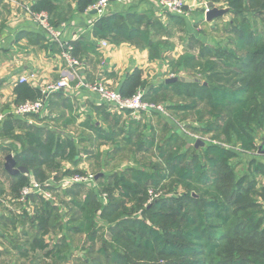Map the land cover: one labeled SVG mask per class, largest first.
<instances>
[{"label": "trees", "instance_id": "16d2710c", "mask_svg": "<svg viewBox=\"0 0 264 264\" xmlns=\"http://www.w3.org/2000/svg\"><path fill=\"white\" fill-rule=\"evenodd\" d=\"M55 1L59 0H37L31 10L52 14L58 9ZM96 1L77 0L76 5L84 12ZM206 1L224 4L231 13L254 12L264 18V0ZM153 18L139 13H105L93 29L101 39L116 45L129 42L148 48L152 60L165 59L162 45L153 39L148 25L153 23L150 22ZM235 21L238 24L232 29L236 37L230 43L231 47L205 46L199 55L184 53L173 63L175 69L195 63L203 84L164 80L157 86H150L149 81L143 79L142 71L136 69L126 79L122 90H118L123 96L144 90L146 99L160 102L162 93L177 88L190 101L170 104L168 108L175 113L195 112L198 121L204 123L203 132L211 134L202 158H190L181 147L171 146L178 138L177 133L173 135L172 143L158 146L154 139L145 137L137 119H131L127 126L122 115H115L106 119L107 128L96 124L92 127L99 139L115 145H120L119 137L122 136L128 145L148 144L160 150L159 159L147 167L114 173L111 181H104L106 203H101L93 191L83 199L78 198L73 188L75 184L65 191L78 212L66 221V231L85 234L90 242H96L100 210L102 220L109 226L107 231L100 233L103 245L100 252L114 264H264V187L257 190L254 182L237 177L232 160L238 152L228 146L237 145L245 153L258 149L252 129L264 127V31L254 30L253 23L240 16ZM70 44L76 57L80 42ZM15 92L18 103L44 97L41 89L27 82L18 83ZM117 111L131 115L128 109ZM205 115H208L206 120ZM143 126L146 129V123ZM1 129L3 142L10 141L8 151L14 150L17 164L28 168L27 173L14 176L16 180L11 193L19 198L25 187L41 185V192L32 190L23 198L41 203L34 215L28 210L23 211L22 215L29 217L36 233L29 248L23 244L19 254L27 258L34 252L30 264L39 258L37 250L44 258H52L56 263L65 262L67 256L60 250L65 238H60L54 246L47 241L58 219L54 221L57 205L45 193L54 192L57 187L47 179L49 170L64 168V177L86 175L82 169L61 163L71 157L68 148L73 146L72 140L63 139L54 132L44 137L41 130L23 129L22 133H16L11 118ZM136 132L139 137L134 142ZM255 171L264 173V163H258ZM51 178L59 180L58 175ZM167 186L171 187L167 192L172 194L170 197H155L149 201L152 195Z\"/></svg>", "mask_w": 264, "mask_h": 264}, {"label": "crops", "instance_id": "0c3cea01", "mask_svg": "<svg viewBox=\"0 0 264 264\" xmlns=\"http://www.w3.org/2000/svg\"><path fill=\"white\" fill-rule=\"evenodd\" d=\"M36 1L0 0V115L4 116L1 127H4L6 121L11 118L16 126V133H22L23 129L36 132L41 130L43 136L46 137L48 133L56 129V135L60 134L64 139V129L76 125L92 133L94 139L100 140L102 148L105 143L111 142L99 139L92 128L93 125L107 128L106 119L122 115V120L127 126L131 119L140 121L145 135L149 125L146 121L149 117L147 113H143L139 118H135L132 114L129 116L123 112L119 113L112 104L102 101L96 93L80 87L78 82L82 79L88 83H103L120 91L128 76L134 70L140 69L143 79L149 81L150 86H157L168 79V75L165 74L167 71L164 69V61L150 59L148 48H140L129 42L116 45L97 37L93 28L101 15L88 11L89 6L84 12L79 11L76 5L77 0L55 1L58 9L52 13L53 15L48 11H39L45 13L49 24L60 31L59 37L56 38L29 12L28 8H32ZM188 1L192 4L199 2L198 0ZM111 12L139 13L150 17L167 15L169 17V13L160 10L150 0L114 1L107 7L104 14ZM102 40H106L108 45L103 46ZM78 41L80 44L76 58L81 63L78 67L79 76L73 74L70 87L47 94L46 89L70 71L62 55L65 44L71 45L70 43L74 44ZM22 76L28 78L27 83L41 89L44 93L45 110L42 113L26 115L10 113L18 104L15 87L21 83L20 77ZM145 123L146 129L143 126ZM19 126L24 128H19ZM138 135L139 133L136 132L133 140L138 138ZM84 138L87 141L91 139ZM71 140L78 141L74 138ZM9 144L10 141L3 142L0 137V153L4 154L0 161V171L2 170V174L7 176H4V179L0 178V193L10 192L9 197H11L13 196L12 186L16 178L5 169V158L9 154L14 156L16 152L8 151ZM18 149H22L21 144ZM33 206V203H0V252L18 251L20 253V247L23 244L12 246V239L27 237L26 243L29 239L32 240L30 233L22 231L31 222L22 214L24 210L32 212ZM1 228L15 232H8L4 236ZM18 232L22 233L19 235ZM26 243L25 247L29 248ZM38 252L41 253L37 250L36 254ZM43 259L48 258L43 257Z\"/></svg>", "mask_w": 264, "mask_h": 264}, {"label": "rangeland", "instance_id": "374dc122", "mask_svg": "<svg viewBox=\"0 0 264 264\" xmlns=\"http://www.w3.org/2000/svg\"><path fill=\"white\" fill-rule=\"evenodd\" d=\"M198 1L200 4H203V2H210L206 0ZM214 4L217 8L224 10V12L211 20H207L205 8L202 5V8H197L189 17L176 19L168 14L169 17H167V15L154 17L150 20V22L152 21L153 23H148L153 39L162 45V52L166 55L165 59L162 60L164 61V69L167 71L165 74L168 75V78H178V81L182 83L203 84L204 82L200 77L199 68L195 66V63L183 65L180 69H175L173 63L177 62V59L184 53H195L199 55L201 49L205 46L220 48L231 47L230 43H232L236 37L235 31H232V29L238 24V21L233 22L237 16L253 23L254 30L259 32L264 31L263 16L255 14L254 12L243 13L241 15L235 14L231 13L229 8L224 4ZM156 60L160 61L161 59L157 58ZM182 78L189 79L190 81L182 80ZM157 81L155 83H157ZM110 88L117 90L113 87ZM164 98L166 100H163ZM159 101V103L166 106V113H147L149 117L146 121L149 125L148 129L145 131L146 137L154 139L156 144L161 147L166 146L167 143H172V135L177 133L178 138L170 145L181 147L182 151L186 152L190 158H202L203 150L211 139V134L203 132L204 123L198 121L199 116L193 111L189 113H175L168 108L170 104H185L189 102L190 99L180 94L179 90L175 88L162 93ZM139 117L140 115H137L136 118ZM207 118L208 115H205L204 120ZM58 126L64 129L61 125ZM64 130V137L66 139L68 138V140H71L74 138L78 139V141H71L73 146L68 148V150L71 149V157L62 160L61 163L63 166L72 167L73 169H82L86 172L84 177L78 178L75 177L76 175L64 177V168L52 169L47 173V179L50 183L58 187H56L54 192H46L48 195L47 197L57 205L54 221L58 219V222L51 229L48 241L54 246V243L59 241L60 238H65L60 250L62 254L67 256V259L65 262L56 263L52 258H48L47 260L43 259V255L38 252L36 255H38L37 257L39 258H36L33 262L34 264H114L107 256L100 252V248L103 246L100 240V233L101 231H107L109 227L108 223L102 220L100 210H98L97 213L100 228L98 230L99 233L96 242H90L85 234H71L66 231V221L70 217L77 216L78 212L70 203L71 196L66 195L65 191L75 184L73 188L74 191L77 192L78 198L83 199L89 192L93 191L97 194L101 203H106V192L103 191L102 185L105 183L104 181H111L110 178L114 173H122L131 168L147 167L150 163L159 159L160 150L155 146L150 147L148 144L142 146L136 144L128 145L123 141L122 136L119 137V139L122 140L119 146L113 143H105V146L101 148V141L94 139L92 133L90 134L79 126L67 127ZM56 132L57 130L55 129L54 133ZM252 133L258 144V149L254 152L245 153L241 151L237 145H227L233 147L238 152V156L232 160V165L237 177H245L248 182H254L256 184V189L260 190L264 187V173L255 171V167L258 163H264V150L261 151V148H264V127L259 128L254 126ZM83 137L91 139L87 141L86 138L83 139ZM92 139L94 140L92 141ZM198 140L202 141L203 144L196 146ZM135 141H137V138L134 139V142ZM0 154V161H2V156L4 154ZM53 175H58L59 180H53L51 178ZM4 176L7 177L2 174L1 170L0 178L4 179ZM102 176L106 177V179L104 180ZM8 185L10 184L8 183ZM170 190L171 187L169 186L165 189H161L157 194L152 195L149 201L153 200L155 197H170L172 194L167 193ZM10 195V192H7V194L0 193V203H33L32 212H30L33 215L37 212L41 203L39 200H23L25 197L23 194L19 196V198L13 194V196L9 197ZM27 218L30 222L29 217ZM23 229L22 231L30 233L32 235L31 237L36 233L33 223L31 222ZM1 232L5 236L8 232L11 233L15 231L1 228ZM21 233L22 232H18L19 235ZM26 240L27 237L12 239L11 245L25 244ZM30 241L29 239L27 244H29ZM33 257H35L34 253H30L29 257L23 258L18 251L0 252V264H30Z\"/></svg>", "mask_w": 264, "mask_h": 264}, {"label": "built area", "instance_id": "2783aa9c", "mask_svg": "<svg viewBox=\"0 0 264 264\" xmlns=\"http://www.w3.org/2000/svg\"><path fill=\"white\" fill-rule=\"evenodd\" d=\"M114 1L121 2L122 0H98L95 3L91 4L88 7V11H95L98 15H104L107 7ZM152 1L160 10H163L165 13H169L170 15H175L178 17L186 18L189 17L193 11L197 8H202V5L205 8V15L212 10V7L208 5V2H203V4L197 3H189L188 0H150ZM29 12L33 14L34 19L38 21L41 25L46 27L52 35L56 38L59 37L60 31L58 29L53 28L47 20V15L45 13L34 12L31 8H28ZM102 45L107 46L108 42L106 40H102ZM72 47L68 44H65V48L62 52L63 57L66 59L70 71L66 74H63L62 78L50 85L46 89V93L49 94L51 92L60 90L62 88L70 87L71 79L73 74L79 76L78 67L80 66V61L72 54ZM80 79V77H79ZM21 82L29 81L27 77H20ZM78 85L80 87L86 88L93 93H96L99 98L106 102L112 104L118 110L128 109L131 110V114L136 118L137 115L142 113H166V106L162 103L150 101L145 98V91L138 90L135 94L131 96H123L118 90H114L109 86L103 83H88L82 79L79 80ZM45 110V101L43 99L37 101H25L22 103H18L13 111H10L12 114L17 115H26V114H40ZM4 116L0 115V126L2 124ZM80 177V176H75ZM40 184H35L32 188L25 187L22 191L23 196L29 194L32 190H37L41 192ZM47 195V193H45ZM48 196V195H47Z\"/></svg>", "mask_w": 264, "mask_h": 264}, {"label": "water", "instance_id": "95a60500", "mask_svg": "<svg viewBox=\"0 0 264 264\" xmlns=\"http://www.w3.org/2000/svg\"><path fill=\"white\" fill-rule=\"evenodd\" d=\"M208 5L210 7H212V10L210 11V13L207 14V20H211L214 17H218L220 16L224 10L219 9L215 6L214 2H209ZM94 13H96L95 11H93ZM182 80L185 81H190L189 79H184L182 78ZM178 81V78H168L167 82H175ZM203 142L198 140L196 146L202 145ZM264 148H261V151H263ZM6 162H5V169L11 174V175H18L19 173H27L28 172V168L23 166V165H18L17 161L15 159V157L12 154H9L6 156L5 158Z\"/></svg>", "mask_w": 264, "mask_h": 264}]
</instances>
